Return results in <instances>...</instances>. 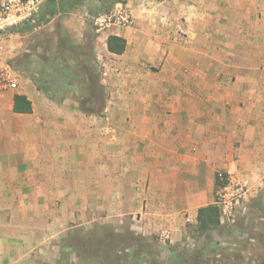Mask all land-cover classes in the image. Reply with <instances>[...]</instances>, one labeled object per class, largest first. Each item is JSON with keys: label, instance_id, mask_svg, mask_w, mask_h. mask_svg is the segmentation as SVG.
Here are the masks:
<instances>
[{"label": "crops", "instance_id": "crops-1", "mask_svg": "<svg viewBox=\"0 0 264 264\" xmlns=\"http://www.w3.org/2000/svg\"><path fill=\"white\" fill-rule=\"evenodd\" d=\"M89 1L65 13L49 1L32 22L61 21L81 42L76 12ZM116 5L131 25L108 30L103 51L127 73L106 82V122L83 112L77 69L47 70V91L21 73L0 90V264H59L69 235L104 218L101 205L133 216L145 206L146 234L178 238L215 203L219 172L250 178L251 199L264 188V0ZM33 24L0 39L3 59ZM110 35L126 40L123 54L107 50ZM16 95L32 113L14 112Z\"/></svg>", "mask_w": 264, "mask_h": 264}, {"label": "rangeland", "instance_id": "rangeland-1", "mask_svg": "<svg viewBox=\"0 0 264 264\" xmlns=\"http://www.w3.org/2000/svg\"><path fill=\"white\" fill-rule=\"evenodd\" d=\"M123 2L90 0L80 14L76 12L86 23L81 42L67 33L61 21H55L51 27L47 22H34L23 31L21 53L4 60L22 76L33 77L38 88L44 91H47V70L73 68L81 71L83 87L78 94L82 98V110L98 115L106 122L111 108L106 82L110 77H125L127 72L111 64L103 51L105 34L119 25L100 28L96 18L116 12L128 13L116 5ZM4 49L3 45V55ZM60 77L58 74L57 82ZM57 89H61L60 84ZM253 198L258 201L250 198L249 208L259 201L264 203V188ZM101 207L100 214L104 218L100 223L84 225L69 235L67 242L71 244V250L63 253L59 264H264V209L260 215H255L252 210L243 215L239 209L234 223L221 225L216 231L202 236L195 232L196 220H187L183 234L176 238L169 228L145 233V206L135 216L127 213L122 216L118 212L109 214L108 206ZM83 228L87 230L77 234ZM96 228L100 233L92 236L90 232Z\"/></svg>", "mask_w": 264, "mask_h": 264}, {"label": "built area", "instance_id": "built-area-1", "mask_svg": "<svg viewBox=\"0 0 264 264\" xmlns=\"http://www.w3.org/2000/svg\"><path fill=\"white\" fill-rule=\"evenodd\" d=\"M55 0H2L0 1V39L9 32L20 30L22 27L34 23L43 5ZM129 26L131 17L128 13L116 12L109 16L96 18V25L106 28L110 25ZM0 41V90L15 89L19 83V74L3 59ZM219 188L215 203L220 208V223L225 225L235 222L237 211L243 215L251 212L248 203L251 197L250 180L244 175H231L219 172ZM188 221H191L188 218ZM193 221V220H192Z\"/></svg>", "mask_w": 264, "mask_h": 264}, {"label": "trees", "instance_id": "trees-1", "mask_svg": "<svg viewBox=\"0 0 264 264\" xmlns=\"http://www.w3.org/2000/svg\"><path fill=\"white\" fill-rule=\"evenodd\" d=\"M84 1L86 0H55L53 1V4L60 5V10H58L61 13H65L69 12L73 7L81 4ZM106 44L107 50L115 55L123 54L127 48V42L124 38L113 35H110L108 37ZM32 111V103L26 96L16 95L14 97V112L21 114H30L32 113ZM221 186L222 184L216 176V191H218ZM253 199L251 201H258V199ZM262 209H264V203H261L260 201L255 205V207H250V210L255 212V215H260ZM196 222L197 226L195 232L198 235L202 236L205 233L216 231L221 226L220 208L216 205V203L200 208L197 213Z\"/></svg>", "mask_w": 264, "mask_h": 264}]
</instances>
